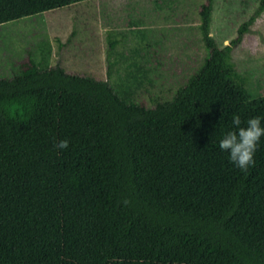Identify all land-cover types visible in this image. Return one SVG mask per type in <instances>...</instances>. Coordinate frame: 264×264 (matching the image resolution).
<instances>
[{
	"label": "trees",
	"instance_id": "1",
	"mask_svg": "<svg viewBox=\"0 0 264 264\" xmlns=\"http://www.w3.org/2000/svg\"><path fill=\"white\" fill-rule=\"evenodd\" d=\"M79 1L0 0V24ZM263 10L218 46L206 0L208 56L152 107L31 56L0 78V264H264V136L244 171L217 143L264 116L231 61Z\"/></svg>",
	"mask_w": 264,
	"mask_h": 264
},
{
	"label": "rangeland",
	"instance_id": "2",
	"mask_svg": "<svg viewBox=\"0 0 264 264\" xmlns=\"http://www.w3.org/2000/svg\"><path fill=\"white\" fill-rule=\"evenodd\" d=\"M206 0H83L0 24V78L18 74L31 56L67 72L107 80L145 107L172 99L202 65ZM258 0H212L210 35L228 44ZM111 41H115L110 45ZM231 61L250 96H264V10Z\"/></svg>",
	"mask_w": 264,
	"mask_h": 264
},
{
	"label": "clouds",
	"instance_id": "3",
	"mask_svg": "<svg viewBox=\"0 0 264 264\" xmlns=\"http://www.w3.org/2000/svg\"><path fill=\"white\" fill-rule=\"evenodd\" d=\"M264 116L256 115L246 118L242 122L239 113H234L231 118L232 127L223 131L218 139V147L227 153L229 162L242 171L254 164V156L259 146V141L264 136ZM69 141L61 138L55 143L59 150L67 148Z\"/></svg>",
	"mask_w": 264,
	"mask_h": 264
}]
</instances>
